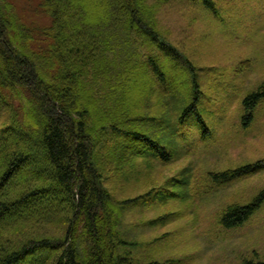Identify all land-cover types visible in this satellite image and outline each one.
Returning a JSON list of instances; mask_svg holds the SVG:
<instances>
[{
	"label": "trees",
	"instance_id": "obj_1",
	"mask_svg": "<svg viewBox=\"0 0 264 264\" xmlns=\"http://www.w3.org/2000/svg\"><path fill=\"white\" fill-rule=\"evenodd\" d=\"M186 4L217 13L213 0H37L47 21L36 24L0 0V264L138 263L122 214L150 193L118 200L104 183L133 159L172 163L175 139L192 130L209 139L199 74L160 27L164 8ZM262 103L264 82L240 101L244 128ZM261 171L264 160L208 179ZM263 204L264 189L224 207L218 224L240 228Z\"/></svg>",
	"mask_w": 264,
	"mask_h": 264
},
{
	"label": "rangeland",
	"instance_id": "obj_2",
	"mask_svg": "<svg viewBox=\"0 0 264 264\" xmlns=\"http://www.w3.org/2000/svg\"><path fill=\"white\" fill-rule=\"evenodd\" d=\"M8 1L28 23L47 21L34 10L37 0ZM213 3L216 15L199 4L169 5L160 15L163 33L199 74L209 139L202 143L192 130L193 139H175L172 163L133 159L125 168L118 165L123 170L104 183L118 200L150 193L139 207L122 214L123 232L134 244L127 251L137 264L264 261V204L240 228L224 230L217 221L224 207L248 202L264 189V171L224 186H212L208 179L210 172L264 160V103L249 127L240 120L242 97L264 82V0ZM164 65L168 77L181 75V68ZM141 93L139 84L132 94L141 98ZM46 264H53L52 259Z\"/></svg>",
	"mask_w": 264,
	"mask_h": 264
}]
</instances>
